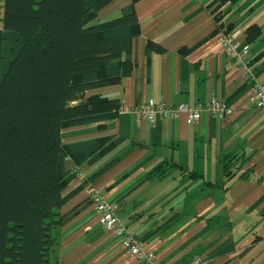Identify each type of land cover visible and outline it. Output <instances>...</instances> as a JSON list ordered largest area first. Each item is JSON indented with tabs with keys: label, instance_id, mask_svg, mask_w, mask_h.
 <instances>
[{
	"label": "crops",
	"instance_id": "crops-1",
	"mask_svg": "<svg viewBox=\"0 0 264 264\" xmlns=\"http://www.w3.org/2000/svg\"><path fill=\"white\" fill-rule=\"evenodd\" d=\"M215 0H114L93 24L123 15L133 4L140 24L131 57L133 73L87 94L119 99L122 111L104 126L62 131L63 144L111 137L123 140L94 163L67 168L76 178L65 193L86 182L62 207L53 264H144L106 230L91 199L98 191L118 204L126 227L155 253L159 264H264V109L239 63L225 55L212 14ZM223 24L250 47V63L264 83V0H233ZM257 25L258 37L247 29ZM164 48L147 52L149 43ZM217 98L227 110L155 123L128 112L141 103H203ZM117 162L89 178L105 164ZM230 174H227L226 164Z\"/></svg>",
	"mask_w": 264,
	"mask_h": 264
},
{
	"label": "trees",
	"instance_id": "trees-1",
	"mask_svg": "<svg viewBox=\"0 0 264 264\" xmlns=\"http://www.w3.org/2000/svg\"><path fill=\"white\" fill-rule=\"evenodd\" d=\"M113 1L3 0L0 6V264H53L59 227L69 218L60 208L88 182L65 193L77 176L67 168L68 157L77 166L94 163L123 140L65 145L62 139L63 129L102 127L121 108L119 99L87 94L119 83L135 67L131 51L141 31L133 4L121 17L93 24ZM232 1L212 6L218 32ZM259 34L257 25L247 29L249 39ZM152 51L164 48L151 42Z\"/></svg>",
	"mask_w": 264,
	"mask_h": 264
},
{
	"label": "built area",
	"instance_id": "built-area-1",
	"mask_svg": "<svg viewBox=\"0 0 264 264\" xmlns=\"http://www.w3.org/2000/svg\"><path fill=\"white\" fill-rule=\"evenodd\" d=\"M219 37L223 45V52L230 58L235 59L243 70L244 77L253 88V103L257 108L264 109V83L258 79L250 63L251 53L248 44L240 43L234 36L233 31H228L223 26L219 31ZM227 110V106L217 98H210L206 102L189 104L179 103L173 105L167 102L141 103L129 108L128 112L139 118H145L155 123L159 118L176 119L182 114L187 115L191 123L201 119L203 112L220 114ZM119 111H122L120 108ZM91 199L96 207L103 227L112 232L122 246L132 255L140 259L144 264H159L155 253L144 248V242L139 240L123 223L117 215L118 204L107 201L101 194L94 190ZM207 258L196 257L191 264H209Z\"/></svg>",
	"mask_w": 264,
	"mask_h": 264
},
{
	"label": "rangeland",
	"instance_id": "rangeland-1",
	"mask_svg": "<svg viewBox=\"0 0 264 264\" xmlns=\"http://www.w3.org/2000/svg\"><path fill=\"white\" fill-rule=\"evenodd\" d=\"M2 4H3V0H0V6H2ZM1 19H2V9L0 10V28L2 27Z\"/></svg>",
	"mask_w": 264,
	"mask_h": 264
}]
</instances>
